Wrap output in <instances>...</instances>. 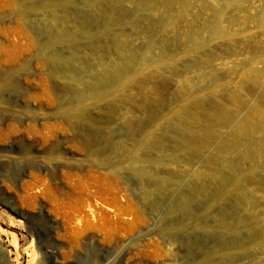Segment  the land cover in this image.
Instances as JSON below:
<instances>
[{
    "label": "rangeland",
    "instance_id": "rangeland-1",
    "mask_svg": "<svg viewBox=\"0 0 264 264\" xmlns=\"http://www.w3.org/2000/svg\"><path fill=\"white\" fill-rule=\"evenodd\" d=\"M0 86V264H264V0H0Z\"/></svg>",
    "mask_w": 264,
    "mask_h": 264
},
{
    "label": "bare ground",
    "instance_id": "bare-ground-1",
    "mask_svg": "<svg viewBox=\"0 0 264 264\" xmlns=\"http://www.w3.org/2000/svg\"><path fill=\"white\" fill-rule=\"evenodd\" d=\"M173 24H174V22H173ZM129 83H132L133 84V82H129ZM0 89H1V86H0ZM198 111L199 110H197L196 108H194V110H193V114H194V118H195V120H194V122H197L198 123V121H199V118H200V116L201 115H199L198 114ZM183 113H185L184 112V110L180 113V114H183ZM219 114H220V112H219ZM256 115V114H255ZM209 117V116H208ZM261 118V117H260ZM211 119V118H210ZM213 120L214 121H217V122H224L225 120H224V117H222V115H218V114H215V115H213ZM212 120V121H213ZM246 121V120H245ZM261 121H262V123L264 124V120H263V118L261 119ZM245 123H247V121L245 122ZM218 124V123H217ZM221 124V123H220ZM249 124V123H248ZM239 125H241V124H239ZM251 126H253V125H251ZM251 126L250 125H244V126H239L238 128H237V130H236V134H235V136L236 137H238V138H244L246 135H248V133L250 132V130H252L251 129ZM203 132V131H202ZM208 133V135H206L205 136V134H207ZM233 133V132H232ZM201 134V133H200ZM199 133H197L196 135H194L193 136V142H195V144L197 143V138H198V136L200 135ZM210 134H209V132L208 131H206L203 135L201 134V136H200V138L202 139V140H200V141H202V146H207V145H209L210 144V142H209V136ZM215 135V134H214ZM205 136V137H204ZM246 138V137H245Z\"/></svg>",
    "mask_w": 264,
    "mask_h": 264
}]
</instances>
